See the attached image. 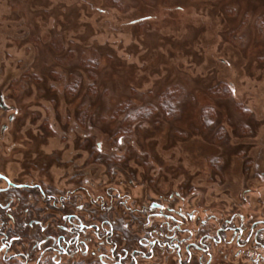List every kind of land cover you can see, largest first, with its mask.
<instances>
[{"label":"rangeland","instance_id":"1","mask_svg":"<svg viewBox=\"0 0 264 264\" xmlns=\"http://www.w3.org/2000/svg\"><path fill=\"white\" fill-rule=\"evenodd\" d=\"M0 90L11 178L119 167L134 193L264 215V0H0Z\"/></svg>","mask_w":264,"mask_h":264},{"label":"flooded vegetation","instance_id":"2","mask_svg":"<svg viewBox=\"0 0 264 264\" xmlns=\"http://www.w3.org/2000/svg\"><path fill=\"white\" fill-rule=\"evenodd\" d=\"M2 100L0 90L3 111ZM3 131L0 123V135ZM82 172L79 168L67 175L60 187L53 177L16 180L0 165L1 261L264 264V215L244 211L246 197L223 215L206 213V208L201 215L198 199L180 189L134 193L141 184L124 168L105 167L102 184Z\"/></svg>","mask_w":264,"mask_h":264},{"label":"trees","instance_id":"3","mask_svg":"<svg viewBox=\"0 0 264 264\" xmlns=\"http://www.w3.org/2000/svg\"><path fill=\"white\" fill-rule=\"evenodd\" d=\"M166 93H168V92L166 91L165 95H166ZM165 95L163 94L161 96V101L160 102H162V104H164L163 102H165V105H164L163 109L167 110V112H168L167 114L170 115V114L173 113V104H171V102H169V100L165 97ZM166 101H168V102H166ZM151 110H153L151 105L149 107H143V108L134 109L133 111L129 112V114H126L124 116V120H125V122H128L129 120L132 121V119H135L137 117L147 116V115L150 114ZM202 114H204V117H205L204 123L210 126L212 117L207 116L208 115L207 112H206V116H205V113H202ZM84 117L81 120H83Z\"/></svg>","mask_w":264,"mask_h":264}]
</instances>
